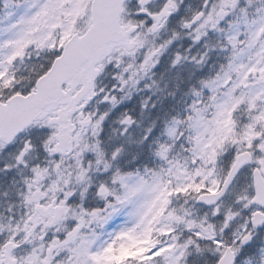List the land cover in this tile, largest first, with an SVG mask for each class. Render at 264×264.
<instances>
[{
  "label": "snow or ice",
  "instance_id": "snow-or-ice-1",
  "mask_svg": "<svg viewBox=\"0 0 264 264\" xmlns=\"http://www.w3.org/2000/svg\"><path fill=\"white\" fill-rule=\"evenodd\" d=\"M181 83L122 170L113 109ZM0 264H264V0H0Z\"/></svg>",
  "mask_w": 264,
  "mask_h": 264
},
{
  "label": "rangeland",
  "instance_id": "rangeland-1",
  "mask_svg": "<svg viewBox=\"0 0 264 264\" xmlns=\"http://www.w3.org/2000/svg\"><path fill=\"white\" fill-rule=\"evenodd\" d=\"M175 18L176 17L173 19L175 20ZM189 44H191L190 39L183 37L182 39L174 41L170 51L173 49L182 51L184 48L188 47ZM169 59L170 58L167 53L165 54V57H162L161 64L158 65L156 69H154V71L157 73V76L154 78H159L160 73L164 72ZM216 59L218 58L213 56V60ZM204 71H207V69ZM174 72L175 70H173V72L170 74H165L164 80L161 81L162 88L165 86V83H167L169 91L174 89L176 83V81L173 79ZM202 74V72L198 73V75ZM187 90V83H181L180 89L176 91L174 98L165 95L161 98L162 103H158L156 108H151L150 110L141 111L139 107L141 98L150 95V93L147 91L133 94L131 100H125L122 104L113 109L111 116L113 119H115L123 110L134 108V111H132L131 114L138 121L137 125H134L133 128L130 129V134L124 137H120L118 133H112V129L119 127L118 124L110 122L105 123V133H102V137H105L106 135H112V140L110 143L115 146L123 147L124 151L118 162V166L121 167L122 170H142L144 167L151 168L160 164V161L152 154L151 150L149 149L148 142L141 144L139 141L141 140L145 130L149 127H152L153 124L155 126L153 127L152 133L150 135V141H162L165 138L164 130L166 128L167 121L171 118V116L176 115L178 111H180L182 114L185 102L189 101V98L183 95ZM158 96H160V93H157L152 97V99L156 100ZM170 106H174L173 110L168 111ZM154 147L155 144L153 143V148ZM123 219V217L116 218L109 226V230H111V228L118 227L122 223Z\"/></svg>",
  "mask_w": 264,
  "mask_h": 264
},
{
  "label": "flooded vegetation",
  "instance_id": "flooded-vegetation-1",
  "mask_svg": "<svg viewBox=\"0 0 264 264\" xmlns=\"http://www.w3.org/2000/svg\"><path fill=\"white\" fill-rule=\"evenodd\" d=\"M199 0H185V4H190L192 9H196L198 7ZM186 12V9L184 7L181 8L180 13L177 14V16H182ZM91 196V194L89 195ZM94 203L97 204V206H102V202L95 201Z\"/></svg>",
  "mask_w": 264,
  "mask_h": 264
}]
</instances>
